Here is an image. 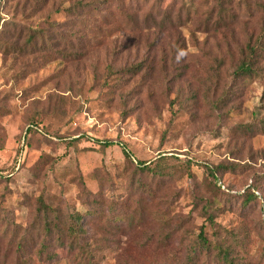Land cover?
Returning <instances> with one entry per match:
<instances>
[{"label":"rangeland","instance_id":"obj_1","mask_svg":"<svg viewBox=\"0 0 264 264\" xmlns=\"http://www.w3.org/2000/svg\"><path fill=\"white\" fill-rule=\"evenodd\" d=\"M56 1L59 13L24 17L0 0L9 42L54 21L53 40L66 38L58 56L0 47V264H226L193 248L201 227L227 238L234 264H264V70L233 76L264 31V0ZM73 2L88 5L62 9ZM159 155L193 177L138 171ZM203 163L221 166L216 180ZM55 214L62 229L46 233Z\"/></svg>","mask_w":264,"mask_h":264},{"label":"trees","instance_id":"obj_2","mask_svg":"<svg viewBox=\"0 0 264 264\" xmlns=\"http://www.w3.org/2000/svg\"><path fill=\"white\" fill-rule=\"evenodd\" d=\"M4 4H11L13 11L15 14H21L24 15V17H28L30 13L28 11L34 12V13H43L47 8H52L53 13H59L60 12V3H58L56 0H3ZM88 4H82L78 5L77 3H69L67 6H63L62 9L66 11L68 14L73 13L74 11L80 10L79 14H81L84 10V7ZM47 17V16H46ZM1 19V17H0ZM48 18H46L47 20ZM65 23V22H64ZM61 24V23H60ZM57 22H49L47 25V28L42 27H34L29 28L27 31H24L23 29L19 28L17 30L16 38L13 40V42H9L10 39H13L15 37V32H9L6 31L3 27H1V36L6 40L5 42H1L0 47L3 49V52L5 54H9L12 52H18L19 54H25L28 51L30 52H38V51H48L52 50L55 51V55H60V50H56L53 48L55 45H60V43L63 40H66L64 35H59V38L57 40H53L54 37H52L51 29L55 30L56 26H59ZM63 24V23H62ZM8 39V40H7ZM19 40H22L20 43L17 42ZM264 31L256 38V41L252 44L246 45V50L242 51V56L239 61V63L235 66L233 70V76L235 78H242V77H252V76H258L261 74V72L264 70V67L258 66L255 64L257 62L259 53L262 51L264 47ZM50 55V54H49ZM144 61V60H143ZM144 67L142 66L141 62H138L135 65H131L129 67H124V71H129L137 74V72L141 71ZM264 98V97H263ZM262 98V99H263ZM262 108H264V101L262 100ZM103 146H108L110 144H113L111 141H104L102 142ZM121 147L124 151V154L129 157V153L127 152L125 145L121 143ZM166 159L165 155H159L155 160L152 161H145V160H139L138 161V171L140 173H147L151 174L154 177H163L170 174L175 173V171H182L183 173L189 177H193V173L190 171V163L189 162H183L181 166H179L177 169H174V167L171 166V164L164 163V160ZM201 167L203 168L206 179L209 180H216L217 179V172L220 165L211 166L209 164H201ZM219 181V180H218ZM219 185V184H218ZM242 204L252 203L256 199V195L254 192L250 191L249 189L245 190L242 195ZM40 207L39 212L42 213V217L45 218V220H49V213L53 210L46 206L45 202L41 199L39 201ZM202 209L204 211L203 217L204 219L209 223V225L215 223V211H217V208L213 207V204L211 202L206 203L202 206ZM83 214L76 213V214H70L68 218L64 222V228L65 232H69L71 235L75 236L78 235V232L83 229ZM55 220L51 221V226L46 223L45 227H43V230L46 233H50L53 228H56L57 233L61 231L60 226V218L57 214L54 215ZM227 237H230L229 239L231 241H235L236 237L234 235H227ZM227 238H222L221 234L215 235L213 237H210L206 232L204 231L203 227L199 229V231L196 234V240L193 243V248L198 249L199 251H203L205 253L213 252L220 260L225 262L226 264H234L233 260L231 258V248L229 247V244L227 243ZM45 246L42 245V248ZM262 257L264 256V245L262 247Z\"/></svg>","mask_w":264,"mask_h":264}]
</instances>
